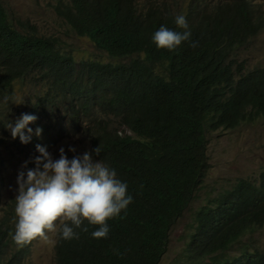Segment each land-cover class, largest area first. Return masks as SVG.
<instances>
[{"label": "trees", "instance_id": "obj_1", "mask_svg": "<svg viewBox=\"0 0 264 264\" xmlns=\"http://www.w3.org/2000/svg\"><path fill=\"white\" fill-rule=\"evenodd\" d=\"M256 1L189 0L173 9L147 0L138 9L137 0H69L72 6L58 0L53 8L77 37L113 58H130L79 65L59 39L28 23L17 27L0 2V96L25 78L47 87L27 110L37 119L28 125L32 147L14 143L20 154L82 135L90 153L100 149L93 161L114 169L133 198L107 221L106 238H93L99 226L87 221V232L74 229L78 239L57 234L56 264H159L170 230L206 176V134L264 119V66L246 71L229 58L264 30ZM178 16L187 29L176 25ZM161 26L190 31V40L173 50L157 48L153 35ZM190 229L174 264H264V251L248 244L264 229V170L199 207ZM11 230L0 217V264H23L29 244L15 249ZM235 245L238 253L229 254Z\"/></svg>", "mask_w": 264, "mask_h": 264}, {"label": "rangeland", "instance_id": "obj_2", "mask_svg": "<svg viewBox=\"0 0 264 264\" xmlns=\"http://www.w3.org/2000/svg\"><path fill=\"white\" fill-rule=\"evenodd\" d=\"M147 0H137L138 9ZM171 8H176L174 2L181 8H185L189 0H164ZM211 4L216 0H209ZM6 13L17 27L18 23H28L35 28L37 34L59 39L62 50L72 55L75 65L80 63L100 62L120 64L129 62L130 58H113L107 53L97 49L86 38L77 37L69 25L56 13L53 7L58 0H0ZM67 6H72L69 0H65ZM259 14L264 18V0H258ZM231 58L237 60L247 69L264 66V30L252 38L248 44L240 46ZM10 90L0 96V217L7 218L15 226V197L18 194V174L26 173L35 168L34 160L39 154L30 155V161L20 156L14 143L8 123L15 124L19 110L26 114L29 107L34 106L35 98L44 92L43 82L39 81L37 87L35 81L28 78L17 81ZM27 106V109H24ZM62 114H65L64 105L60 106ZM0 123V125H1ZM129 135L130 133L127 132ZM207 139V163L208 170L202 185L194 193V199L183 213L182 217L172 227L169 233L168 245L159 264H174L183 254L187 235L191 231L195 211L207 204L216 195L230 188L238 179H256L264 170V119L258 118L253 122L239 125L233 130H219L206 134ZM64 149L68 159L73 156H82L89 152V141L82 135H72L59 141L55 146L45 148L53 160L59 159V150ZM74 148L75 152L69 151ZM59 225V221H57ZM54 244L44 242L37 238L29 248L24 264H56L55 244L57 234L47 233ZM248 242L252 247H258L264 251V229L254 233ZM246 240V239H245ZM17 245V244H16ZM15 248H18L15 247ZM238 246L235 245L229 254H237Z\"/></svg>", "mask_w": 264, "mask_h": 264}, {"label": "clouds", "instance_id": "obj_3", "mask_svg": "<svg viewBox=\"0 0 264 264\" xmlns=\"http://www.w3.org/2000/svg\"><path fill=\"white\" fill-rule=\"evenodd\" d=\"M175 23L180 28H188L184 16H178ZM190 37V31L181 33L161 26L154 33L153 41L157 48L173 50L183 41L190 40ZM190 46L196 47L197 42L193 41ZM243 67L245 68L244 65ZM36 119L34 115L22 114L14 125L12 123L7 125L11 137L13 139L18 137L17 141L21 143L17 145L24 149L32 147L30 143L27 144L33 134L32 128L28 125L34 123ZM40 133L41 129L37 128L35 135L39 136ZM45 148L49 147L42 142L23 155L16 148L27 163L30 161V155L36 153L39 155L34 160L35 168L27 171L26 179L23 172L17 177L18 194L15 197L17 219L15 226L10 222L14 247L18 246L21 249L29 244L30 248L37 238L54 244L55 240L50 239L47 233L59 234L63 240L78 239L79 233L74 229L87 232V227L82 228L85 221L89 225L99 226L98 230L92 232L93 238H106L109 232L107 221L119 216L132 202V196L127 193V184L117 178L114 169L100 161H93V154L98 156L100 153L99 147L94 149L93 153L86 151L82 156H73L72 159H68L64 149L60 148L59 159L56 160H53ZM69 151L75 152V149L69 148Z\"/></svg>", "mask_w": 264, "mask_h": 264}]
</instances>
